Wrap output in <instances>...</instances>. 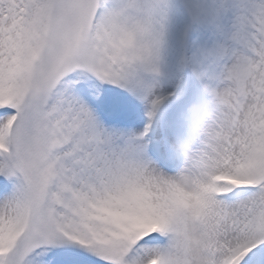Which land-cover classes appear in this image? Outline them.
<instances>
[{"label": "snow or ice", "instance_id": "6c2138e0", "mask_svg": "<svg viewBox=\"0 0 264 264\" xmlns=\"http://www.w3.org/2000/svg\"><path fill=\"white\" fill-rule=\"evenodd\" d=\"M0 264H264V0H0Z\"/></svg>", "mask_w": 264, "mask_h": 264}]
</instances>
